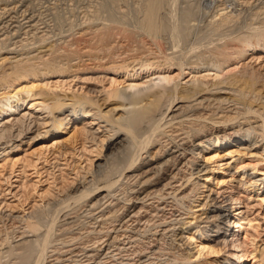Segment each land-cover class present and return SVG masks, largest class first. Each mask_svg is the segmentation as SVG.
<instances>
[{
	"label": "bare ground",
	"instance_id": "obj_1",
	"mask_svg": "<svg viewBox=\"0 0 264 264\" xmlns=\"http://www.w3.org/2000/svg\"><path fill=\"white\" fill-rule=\"evenodd\" d=\"M11 2L0 0V157L10 156L26 141L30 143L37 139H47L51 135L60 137L68 131L70 125L79 120L81 122V119L84 123L75 126L70 139L82 137L84 143L86 140L96 143L98 156L102 154L103 147L105 154L96 161L90 160L91 169L74 181L61 199L52 203L50 201L48 209L52 223L48 217L45 223L50 222V225H47L46 233H40L46 224L42 222V213L39 215L37 210L38 213L34 214L33 211L25 218L11 212H0V220L13 217L19 223L14 230L17 239H7L9 235L5 240L2 237L3 240L0 239V264L46 263L48 244H51L50 238L54 235L52 226L60 217L63 218V227L74 222L68 210L72 209V203L77 204L84 199L83 204L89 208V215L93 210L100 209V215L96 216L95 213L94 217L100 224H96L98 227L95 226L93 230L101 235V239L97 237L100 240L95 238V241H83L78 247L75 243L71 244L74 241H70V245L59 242L63 244L61 248L54 247L49 251L48 256L53 258H50L51 264H107L111 256H123L122 252L133 248L137 254L132 258H123L120 264H142L146 261L144 258H147L145 252L149 249L155 251L158 243L164 241L170 232L173 240L182 247L180 258L185 263L191 261L193 256L201 257L207 252H217V243H210L216 238H226L230 228L240 231L246 224H254L255 220L242 211L235 210L231 217L228 208L213 205L214 198L211 193H205L203 188L210 181H214L215 186L227 182L225 172H229L231 165L240 164L242 174L251 177L246 188L257 195L262 193L261 200L264 201V163L258 165L250 161L244 164V160H241L249 155L251 160L264 161V71L255 68L250 70L244 65L240 68L238 65V61L247 52L255 49L264 51V18L244 27V30L247 29L241 32L242 35L238 33L237 37L230 36L238 42L234 55L227 53L226 45L223 48V45L219 46L215 42L214 46L219 47L212 48L213 56L211 53V57L206 55L207 58L203 56L182 62L177 60L182 55L178 43L189 37L194 26L188 25V11L184 14L181 12L183 17L179 20L176 17L181 15L175 17L176 5L173 1L172 5L169 4V18H163L159 12L165 6V0H143L142 18L136 22L139 31L156 36L158 32L168 30L166 39H169L164 40V43H173L168 47L173 51L168 53L166 49L168 54L163 55L166 56L164 64L162 60V63L156 65L153 61H138L139 56L133 53L134 56L129 59L137 57V63L136 59L128 62L127 57L120 60V63H117L118 59L110 60L115 64L107 67L86 64L83 68H73L74 64L79 63L71 64L72 61L78 58L82 61V57L77 55L71 58L74 52L70 51L61 52L63 55L58 56V48L51 44L52 41L48 42L47 35L41 36L38 39L41 43L37 40L39 43H33V46L32 43L31 46L27 42L23 43L22 39L19 45L18 42H11L19 30L29 32L38 28L36 14L28 12L29 6L24 1L19 8L16 6L17 12L15 8H9ZM229 2V5L218 9L213 16L215 19L206 23L209 28L217 30L229 24L237 16L229 8L238 6V3L248 4L246 0ZM261 8L264 10V0ZM19 12L21 14L18 16ZM127 19L118 16L102 17L93 20H99L100 23L95 22L97 25H89L88 21V26L94 24L103 27L93 31L99 37L98 41L86 47L97 50L99 46L108 45L113 37L119 33L124 34L123 29L132 27L131 21ZM101 47L100 50L105 49ZM64 56L70 57L67 62H64ZM92 61L98 63L95 59ZM175 70L177 73H174ZM121 73L124 78H120ZM185 74L191 75L190 79L183 80ZM76 81L85 84L108 81L109 85H103L99 90L92 87L84 89L83 85L76 89ZM220 158H229V161L212 166ZM111 163H115L120 178L126 180L129 188L127 192L122 189L127 196L124 198L122 212L113 213L110 209L109 213L113 214L106 216L108 212L105 211L116 204L112 200L115 198L112 194L116 183L106 180L101 184L88 180L87 175L95 176ZM120 178L118 181H121ZM233 180L231 177L228 182ZM171 198L172 201H168ZM185 202L188 203L187 215L176 214L178 203ZM137 203L142 205L136 211ZM33 208L38 209L36 206ZM46 213L45 216L48 215ZM99 218L101 220L98 221ZM143 218L146 219L142 221ZM169 222L174 227L169 229ZM65 228L62 230L65 231ZM103 251L104 255L101 256ZM260 255H264V250ZM167 261L169 263L174 260ZM167 261L156 264H167ZM215 264L236 263L226 258L224 263L215 261Z\"/></svg>",
	"mask_w": 264,
	"mask_h": 264
},
{
	"label": "rangeland",
	"instance_id": "obj_2",
	"mask_svg": "<svg viewBox=\"0 0 264 264\" xmlns=\"http://www.w3.org/2000/svg\"><path fill=\"white\" fill-rule=\"evenodd\" d=\"M11 1L12 2L10 3L9 8H15L14 11H16L17 8L16 6H18L19 8L21 3L24 1V3L29 6V7L26 6V8L28 7V12L33 15L36 14L35 20L36 22L38 21L37 29H33L32 31L30 30L29 32L26 31L25 29L19 30L20 32L18 31L19 32L17 34L18 36L16 35L15 37L16 39L14 38L13 41L11 42L13 43L18 42L17 44L19 45V41H21L22 39L23 43L27 42V44L29 43V45L30 43H32L31 45L33 46V43L34 45L38 44L39 42L41 43V40H38L41 38V36L45 37L47 35V39L49 36L48 42L52 41L51 44L56 48H58L57 49L58 56L63 55L62 54L63 52L70 51V52H74V55L71 54V58L77 55L82 57V61H80L81 60L80 58L74 59L72 61L71 64L77 62L79 63L78 65L74 64L73 68H79V67L83 68L86 64L88 65L92 64L93 66L101 64L107 67L115 64L109 62L110 60L118 59L117 63H120V60L126 59L127 57H128L127 59H129V57L134 56V54L139 56L138 57L139 60L137 57L134 58L136 59L135 63L143 60L142 62L145 61L144 63L152 62V61L156 62L155 63L156 65L162 63L163 60L164 61L166 60V56L163 55H166L169 52L173 51L172 48H171L172 50L170 48L168 49V47H170L173 43L171 44L166 42L168 45L164 43V40L168 41L169 39V38L166 39V37H168L169 35L168 30H167L168 32L166 30H162L158 32L156 37L154 36L155 34L150 35L146 33H141V31H139V28L136 26V22L142 18L141 2L143 0L142 1L141 0H115V1L114 0H15L16 2L14 0ZM173 1L174 4L176 5L175 17L181 15L180 17H176V18L182 20L181 18L183 17V14L186 11H188L189 15L188 14L186 15L187 17H190L187 19V21L189 20L188 25L190 24V27H192L191 25H194L192 27L193 29L191 30L192 32H190L191 34L189 35V37L181 40L180 43H178L179 48L182 51V55H180L177 60L182 62L189 59L195 60L197 58H204V57L207 58V56L211 57V55L212 56L214 55L213 54L214 52H212V48L217 47L219 44L223 45V48L225 47L224 45H226L228 47L227 53H231L232 55H234L233 52H235L236 46H238V42L235 38L233 39L236 42L233 41L230 36L232 35L235 37L236 35L237 37L238 33H239L238 35L240 34L242 35V33H244L243 32L244 27L246 26L248 27L249 25L253 24V22L254 24L255 22L256 23L258 21L260 22L263 20L262 18H264V10H260V8L262 7L263 0H251V1L246 0L248 1L249 5L247 3L244 4L238 3V6L236 7L234 6V8L232 7V9L229 8L230 10H234L231 12H234V14L237 15L234 17L232 22L230 21L231 23L229 22V24H226L224 26L222 25L217 30H213L210 27L212 29L211 30L209 28V25L207 26L206 23H209L211 19H215V17L213 16L218 12V9L229 5L230 3L229 1L231 0L229 1L228 0L227 1L226 0L223 1L222 0H212V1L211 0H178V1L167 0V2L165 0L164 3L165 6H163L159 12L161 17L169 18L168 17L170 16L168 12L170 10L169 4L172 5ZM239 1H245V0H239ZM13 14H15V12H13ZM18 14L20 15L21 12L17 13V15ZM108 16L109 17L118 16L120 18L122 17L126 19L128 18L127 20H130L132 24V27H130L131 29L130 28L123 29L124 34L119 33L115 37L118 38L119 36L118 39H115L113 37L112 39L113 40L115 39L114 40L115 42L111 39L107 43L108 45L105 44L104 47L99 46V48L101 47L102 49L103 48L105 49L100 50L98 48L97 50L94 49L90 50L86 46H88V44L95 43L99 39V37L96 36V34H94L93 31L103 27V25L96 26L98 23H100L99 20L97 22L96 21L93 22V20H97L99 18L101 19L102 17L107 18ZM89 19H91L92 21H90ZM88 21L90 22V24ZM86 23L89 25H91V23H95L96 25L93 24L94 25V26L92 25L94 27L93 28L92 26H88ZM203 24L205 26H203ZM246 29L247 28H245V30ZM207 30L210 33H208ZM226 34L230 38L227 37ZM219 38L222 39L219 40ZM47 39L44 40L46 41ZM110 42L112 44H110ZM209 42H212L213 44L210 43L209 45H207ZM215 42L216 44H218L217 46H214ZM211 45L212 47H210ZM166 49L168 53L166 52ZM118 55H120L121 57ZM112 56L115 57L116 59L115 58L113 59ZM46 57H49V55H47ZM69 58H70L69 56H64L63 57L64 62H67L68 61L67 59ZM91 58L92 60L95 59L96 62L98 63H94V61L90 60ZM134 59L130 58L128 62L129 61L132 62ZM59 60H61V57L59 58ZM238 62L240 68L246 66L250 70L252 68H255L257 70L264 71V51L263 50L260 51V49L249 51ZM99 69H103V68H99ZM174 73H177V70H175ZM122 76L123 74L121 75L120 78H124ZM183 77H185V79L183 80H187L190 79L191 75L185 74ZM76 82L78 84V85L76 84L77 86H75L76 89H78L81 85H83L84 89L86 87L88 89L92 87L94 90H99V88H101L103 85H109L108 81H103L99 83L92 81L91 83H87V84L81 81L80 82L76 81ZM72 84H75V82ZM83 123L84 120L81 119V122L79 120V122L77 121L76 123L70 125L68 131L62 134V136L60 137L51 135L47 139H39V140L37 139L34 141H30V143H27L26 141L24 142V144H22L20 149L12 153L10 156L2 155V157H0V164H1L0 165V212L1 211L6 212V214L11 212L12 214L18 215L23 218L31 214V212L33 211L34 214L35 212L36 213L40 212L38 214L40 215L42 213L41 214L42 217L40 216L43 219L42 222L47 223L49 219V221L52 223V219H51L52 215L49 211L50 209H48L50 201L52 203L53 201L54 202L57 201V199L59 198L61 199L65 191L69 187H71L74 181H76L82 175H85L88 172V169L90 168L91 165L90 160L96 161L98 158H101V156L105 154V147H103L101 149L103 151L102 154L99 156L97 155V152L95 151L96 143H93L91 141L88 142L87 140L84 143L82 137H78L77 140L70 139V135L73 132L75 126L77 125L82 126ZM56 145L58 146L57 148ZM84 145L85 148L87 149L84 148ZM222 154L225 153L222 152ZM245 158L246 159H241L244 160L243 162L244 164L250 161L254 163L257 162L258 165H263L264 163V161L249 159L251 158L249 157V155H246ZM228 159L229 158H227L226 160L224 158H220L219 159L220 161L218 163L217 162L213 163L212 166L216 167L217 165L222 164L225 161H229ZM231 161H234V159H232ZM115 166H116L115 163L106 165V167L102 169L101 172L95 175L97 177L93 175L95 179L97 178L96 180L93 178L92 174L87 175V177L89 178L88 180L92 179L91 181H95L98 183L101 182V184L103 183V181L105 183L106 180L111 182L114 181L116 184L119 183L118 185L115 184L116 186V187L114 186L115 188H117L118 186L119 187L118 189L114 188L113 190L114 193L112 194V196H115L116 198V199L115 198L112 199L114 203L116 202V204L105 211L108 212L106 213V216L111 215L113 213L122 212L121 211L122 207L125 205L124 198L127 197L124 195L125 194L124 191L127 192L129 188V186L127 185L128 183H126V180L120 178V175L118 173L119 172L118 168ZM240 166H241L240 164L238 166L231 165L229 168L230 169L229 172L227 173L225 172V175L228 177L227 182L215 186L213 185L214 181H210L208 182V184H206L207 187H204L203 190H205V193H209V194L211 193L212 198H214L215 200L214 201L215 203L212 201L213 205L222 206L225 207L226 209L228 208L231 217L234 215L235 210L242 211L245 215L247 214L246 216L255 220L254 224L253 225L246 224V226L240 228L241 229L240 231H236L235 228L234 229L230 228V230L226 234V238L224 239L216 238L214 242L210 243L212 245H215V243H217V245H215L217 246L215 247L217 252H207L201 257H197V255L193 256L191 261H187L185 263L181 260L182 258H180L183 253L182 247L179 245L180 244L179 242L173 240L174 238H172L173 237L171 234L172 232H170L168 235H166L167 237H164V241L162 240L161 242L158 243L157 247L155 248V251H151L149 249L145 252V254H147L146 255L147 258H144V260L146 259V261L142 264H148V263L156 264L159 261L165 262L167 260L169 261L174 260L173 262H169V263L167 261V264H209V263L215 264V261H222L224 263L226 258H229L231 261H233L236 264H264V255H260V252L264 250V201L261 200L262 193H260V195H257L256 193L251 192L248 188H246L251 180V177H248L247 174H242L243 168L240 169ZM231 177H233L234 180L228 182V180H230ZM118 178H120L121 181H118ZM116 180L118 181V183ZM121 182L123 184H121ZM120 195L122 196L124 195L125 197L124 196L122 197ZM117 196L120 199L117 198ZM170 200L172 201V198L168 199V201ZM83 201H79L80 203L77 202V204L72 203L73 205H71L70 207L72 209L68 210V212H71L72 220H74L75 223L72 222L70 225L67 224L64 225L63 227L61 225L63 224L62 217L57 219L58 222L57 221L55 223L53 222L54 227L52 226L53 228L52 231L54 235L52 238H50L51 244H48L49 249L47 250L48 252L47 256L50 254L49 251H51L54 247L61 248L63 246V244L59 242H63L66 245L68 244L70 245V243L74 241L71 244L75 243L76 247H78V245H80L79 243L83 241L93 240V239L95 241V238L96 240L101 239L100 238L101 235H97L95 230H93L96 229L95 226L100 224V222L97 223V221L94 218L97 216V214L100 215L101 213L100 209L93 210L91 215H89V213L87 212L89 208L85 206L86 204L85 205L83 204L85 203V199ZM130 203H132V201ZM178 204L179 206L176 209L177 210L176 214H183V215L185 214L184 216H186L188 212V203L185 202L184 204L181 203ZM141 205H142L141 203H137L136 211L139 210ZM35 206L38 209H34L33 207ZM39 206H41L42 208H40ZM110 209L112 210L111 212L113 213H109ZM35 210H37L38 212ZM41 210L42 211L44 210L45 212L44 211L41 212ZM46 211L48 213H46ZM44 213L48 215L45 216ZM43 215L45 216V218H43ZM89 216L90 218H88ZM13 219L14 218L11 217L0 220L1 240L6 238L8 235L9 236L7 239L11 237L13 238V240L17 239L18 235H16L17 233H15L14 230L17 229V224L19 225V223H17L16 219L14 220ZM145 219L146 218H143L142 221H144ZM72 220H68V221L71 222ZM99 220H101V218H99L98 221ZM230 221L232 222L233 218H231ZM50 222L48 224L45 223L46 224L45 226L50 225ZM229 225L231 226L232 223H230ZM45 226L41 228L42 232L40 231V233L43 234L46 233L45 231L47 230L48 226L47 227ZM66 226H68L71 230ZM171 227H174L173 223H170L169 229ZM64 228L66 229L65 231L62 230ZM88 231L90 232V234L88 233ZM82 232L83 234H81ZM235 232L237 233V235H233ZM80 236H83L84 238L83 237L81 238ZM65 237L66 239H64ZM76 237L79 238V240H77ZM97 237H99L100 239ZM140 244L142 245V242ZM194 246H196V243L193 244V247ZM121 247H123V245ZM133 249H131L132 251L130 250V251L122 252L121 255L123 256L119 255L120 257L118 255L111 256L112 258L111 257L109 258L108 261L109 263L107 264H113V263L120 264L123 258L125 259V258L134 257V255H136L137 252L135 254ZM104 252L105 251H103V254L101 256L104 255ZM47 256L45 258L46 263L44 264H51L52 263L51 259L53 258ZM175 257L176 259H174ZM28 264L30 263L28 262Z\"/></svg>",
	"mask_w": 264,
	"mask_h": 264
}]
</instances>
